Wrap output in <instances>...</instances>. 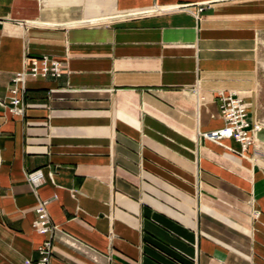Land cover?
Segmentation results:
<instances>
[{
  "label": "crops",
  "instance_id": "0c3cea01",
  "mask_svg": "<svg viewBox=\"0 0 264 264\" xmlns=\"http://www.w3.org/2000/svg\"><path fill=\"white\" fill-rule=\"evenodd\" d=\"M263 28L264 0H0V264H264V153L198 135L248 103ZM41 56L64 73L12 115Z\"/></svg>",
  "mask_w": 264,
  "mask_h": 264
},
{
  "label": "built area",
  "instance_id": "2783aa9c",
  "mask_svg": "<svg viewBox=\"0 0 264 264\" xmlns=\"http://www.w3.org/2000/svg\"><path fill=\"white\" fill-rule=\"evenodd\" d=\"M205 5L195 7L194 15L197 16L204 9ZM179 10L185 11L186 8ZM64 73V66L59 60L48 57L26 58L21 72L13 75L8 88V110L12 115H23V97L26 93L28 79H58ZM220 114L223 120L221 129L198 133V135L212 142H219L223 139H232L239 143L242 150L252 146L254 135L261 130L259 123L253 122L249 117L250 104L245 101L242 95L231 93L220 97ZM28 181L34 188L39 187L44 178L40 172L30 173ZM47 202L40 201L35 207L36 221L34 227L37 231L44 233L53 230L48 219L46 210ZM49 246L43 245L40 248V264H48Z\"/></svg>",
  "mask_w": 264,
  "mask_h": 264
},
{
  "label": "rangeland",
  "instance_id": "374dc122",
  "mask_svg": "<svg viewBox=\"0 0 264 264\" xmlns=\"http://www.w3.org/2000/svg\"><path fill=\"white\" fill-rule=\"evenodd\" d=\"M256 42L255 84L250 90L248 98V103L250 104L248 114L253 122L261 125V130L254 135L253 143L250 147L256 146L259 152L264 153V143L258 139V134L264 131V28L259 33ZM262 157V160H264V156ZM253 216L256 217L257 214L253 213Z\"/></svg>",
  "mask_w": 264,
  "mask_h": 264
}]
</instances>
